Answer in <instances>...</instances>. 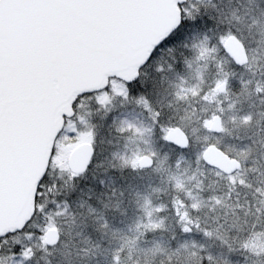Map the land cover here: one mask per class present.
<instances>
[{
	"label": "snow or ice",
	"instance_id": "obj_1",
	"mask_svg": "<svg viewBox=\"0 0 264 264\" xmlns=\"http://www.w3.org/2000/svg\"><path fill=\"white\" fill-rule=\"evenodd\" d=\"M0 264H264V0H0Z\"/></svg>",
	"mask_w": 264,
	"mask_h": 264
}]
</instances>
